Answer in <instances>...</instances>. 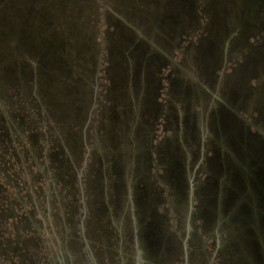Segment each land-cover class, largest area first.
I'll return each mask as SVG.
<instances>
[{
    "label": "rangeland",
    "instance_id": "obj_1",
    "mask_svg": "<svg viewBox=\"0 0 264 264\" xmlns=\"http://www.w3.org/2000/svg\"><path fill=\"white\" fill-rule=\"evenodd\" d=\"M263 242L264 0H0V264Z\"/></svg>",
    "mask_w": 264,
    "mask_h": 264
},
{
    "label": "flooded vegetation",
    "instance_id": "obj_2",
    "mask_svg": "<svg viewBox=\"0 0 264 264\" xmlns=\"http://www.w3.org/2000/svg\"><path fill=\"white\" fill-rule=\"evenodd\" d=\"M264 243V242H263ZM262 243V244H263ZM249 255V254H248ZM262 260L264 262V255H262L260 258H259V261Z\"/></svg>",
    "mask_w": 264,
    "mask_h": 264
}]
</instances>
